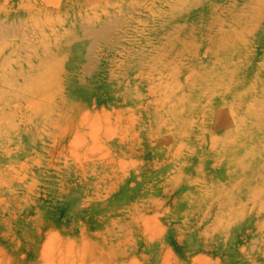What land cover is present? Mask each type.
Masks as SVG:
<instances>
[{"label":"rangeland","instance_id":"374dc122","mask_svg":"<svg viewBox=\"0 0 264 264\" xmlns=\"http://www.w3.org/2000/svg\"><path fill=\"white\" fill-rule=\"evenodd\" d=\"M181 1L0 0L3 88H26L0 103V264H264V129L236 132L245 171L221 147L259 95L192 88L219 52L264 86V0L240 50L213 44L232 28L226 0ZM202 12L201 31L165 30ZM54 62L34 107L48 81L26 78Z\"/></svg>","mask_w":264,"mask_h":264},{"label":"bare ground","instance_id":"6f19581e","mask_svg":"<svg viewBox=\"0 0 264 264\" xmlns=\"http://www.w3.org/2000/svg\"><path fill=\"white\" fill-rule=\"evenodd\" d=\"M235 0H226L225 3H228L229 5V19H230V25H232L231 30H227V32L220 36L219 39L213 40V44L217 47V48H228L230 50V48L232 49H237L240 50L241 47H243L244 45V41H243V33H242V27L241 25L243 24V21L247 18L253 19L255 17V15L258 14V8H255L256 4L259 2V0H256V3H253V0H244V4H246L243 8H239V6L236 5V3L234 2ZM188 0H182L181 3L175 2L174 7L175 8H181L183 6L188 7V5H191V3L193 2H200L204 5H206L207 9H211L212 13H215L217 10V7L215 6V4L209 2V0H190L189 4L187 5ZM254 5V6H253ZM203 15V12L200 13L199 15L196 16L195 19V23L192 25H189L187 23L183 24V25H177V24H173L170 23L166 26L165 30L169 31L170 28H175L173 29L175 30H195V31H201L203 30L206 25L204 18H200V16ZM219 18H214L213 19V24L218 23ZM233 25H236L235 27H233ZM143 46H139L136 50H135V54L134 56L137 57V52L142 48ZM3 48H5V46L3 45L0 48V57L3 53ZM239 52V51H238ZM235 52V53H238ZM139 53V52H138ZM220 59L217 62L216 65V69L212 72H210L207 68H202L200 69L201 71L196 75L195 80L192 83V88H193V93L194 96L193 98H198L201 99V97H205L208 94L212 95L210 96L211 100L217 97L222 98V102L224 104H226L228 102V97H231L230 94H233L235 97H242L244 98V102L247 99H250L253 93H256L259 95V104L258 101H256V105L257 107H251L249 106L247 109V113L245 115L244 118L242 119H237L236 118V126L235 129L233 130V132L231 133H227V135L224 136V140L221 143V147L222 149H225L227 147H231L233 149V151L230 152V154H232L233 159H230L227 161L226 166L227 168H233V169H239L243 166L242 170L245 171L248 167L247 164H245V160L246 157L249 155L250 150L248 149H244L241 151L239 150V147L241 148L244 144V147H249L248 143L247 146L245 145L246 141H243L242 136H244V134H237L240 131V128L243 127V125H245V128H252L253 126L257 127L259 130L264 129V103H261L260 101H264V86L262 87H258L257 84H253L250 83V77L252 76V70L250 73H248L246 75L245 78L240 79V77L236 74V72L238 71L240 65H241V61L238 62H233L229 60L228 55L225 53H220ZM232 54H229V56L232 59ZM47 63L46 59H43L42 61H40L37 65L42 66L43 64ZM34 63H29L28 65H33ZM58 62H54L52 64H47L45 66L44 69H41L40 67H38L39 72L38 77L33 78V75H29L26 79L27 80H36L38 78H40L43 74V77H45V80L48 81L47 85H41L39 87V93L42 96H40V100L33 102V106L34 107H39L43 102L46 101V99L51 95L52 90L50 88L53 87L54 85V79H55V75H56V71H58ZM259 71H263L264 72V63L261 64L258 67ZM33 70H31L32 72ZM7 75L2 73L0 74V82L2 84V86L0 88H2L0 90V103H2L4 101V99L8 96L6 94L9 93L10 97H21L23 91L26 89L25 88V84L24 85H12L9 89H5L4 87V83L5 79H7ZM6 85V84H5ZM236 89V90H235ZM235 90V92H233ZM216 96V97H215ZM232 98V97H231ZM234 98V97H233ZM44 104V103H43ZM43 106V105H42ZM41 106V107H42ZM39 109V110H38ZM36 114H40L42 112L45 113L48 108H36ZM250 112L255 113L256 115L253 117V119H251L252 121L248 120L246 118L247 114H249ZM245 120V121H244ZM247 125V126H246ZM248 128V129H250ZM13 128H11V130H13ZM9 129L6 130V128L4 129V132H7ZM237 132V133H236ZM259 135H264V131L261 130V133ZM247 139V137H246ZM241 140L243 142H241ZM241 152V153H240Z\"/></svg>","mask_w":264,"mask_h":264}]
</instances>
